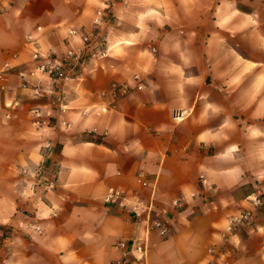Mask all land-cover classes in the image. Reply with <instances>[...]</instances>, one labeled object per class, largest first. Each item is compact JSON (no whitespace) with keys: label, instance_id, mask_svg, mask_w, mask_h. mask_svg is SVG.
<instances>
[{"label":"clouds","instance_id":"9594fccd","mask_svg":"<svg viewBox=\"0 0 264 264\" xmlns=\"http://www.w3.org/2000/svg\"><path fill=\"white\" fill-rule=\"evenodd\" d=\"M0 264H264V0H0Z\"/></svg>","mask_w":264,"mask_h":264}]
</instances>
